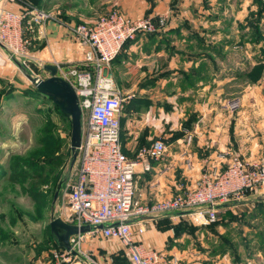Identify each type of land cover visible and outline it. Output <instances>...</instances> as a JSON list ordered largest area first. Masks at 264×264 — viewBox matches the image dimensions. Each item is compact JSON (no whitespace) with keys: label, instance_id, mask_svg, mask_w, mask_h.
Here are the masks:
<instances>
[{"label":"rangeland","instance_id":"1","mask_svg":"<svg viewBox=\"0 0 264 264\" xmlns=\"http://www.w3.org/2000/svg\"><path fill=\"white\" fill-rule=\"evenodd\" d=\"M103 1L10 0L7 5L10 8L14 3L21 8L29 5L45 7L51 16L44 26L51 22L67 28L79 47L74 27L107 12V4ZM73 3L78 10H72ZM83 7H87L85 12ZM110 8L123 11L117 3ZM202 11L204 17L198 16L195 22L186 20L184 23V28L191 34L187 33L183 39L177 36L175 40L166 41L183 47V53H177L176 57L178 61L179 55L183 56V62H177L179 68L175 64L173 67L163 65L166 56L160 58V62L151 60L144 64L146 70L142 76L162 77L177 71L183 77L207 78L203 80L208 82L207 88L196 100L201 108L197 107L198 110H193L191 115L185 114L183 108L180 118L183 124L199 123L205 118L207 122L218 119L230 127L231 134V127L234 129L236 122L246 117L251 120L255 135L261 137L264 129V0H215L210 10ZM84 13L93 19L85 18ZM191 13L192 19L198 14L197 10ZM142 17H151L156 23L163 18L165 23L155 31L139 34L157 33L167 27L165 14L151 16L146 12ZM46 40L32 48L26 63L12 57L0 46V264H56L57 260L59 264H131L128 250L119 239L103 237L99 233L82 239L83 254L80 256H73L68 261L55 257L57 251L63 252L64 249L55 244L50 224L53 217H61L64 221L69 217L66 180L71 173L72 123L50 97L35 92L36 86L27 76L29 73L34 77L48 78V70L43 65L58 60L51 56L50 48V52H43L49 46ZM206 45L215 47L209 49ZM184 60L194 62L188 66ZM72 64L83 66V62ZM131 75L126 71L124 77L127 78L120 77V86L128 97L124 103L125 117H129L132 95L145 85L141 79L128 80ZM242 113L245 116L241 117ZM205 114L207 117L204 118ZM244 125L240 124V129L247 127ZM125 137L122 126V139ZM236 155L244 158L242 154L229 153L227 166ZM29 162L46 166L44 183L38 184L40 180L32 178L31 173L37 168H29ZM61 179L65 182L52 208ZM241 201L247 206L235 207L230 212L220 210L218 220L210 225H200L193 215L183 217V252L186 251L183 264H195L196 251H202L208 257L228 254L220 264H248V260L253 264H264V201L258 202L252 194ZM220 220H227L232 226L235 221L234 228L227 231L237 240L238 247L230 242L226 233L214 238L210 230ZM202 228L209 230L202 234ZM246 239L249 245H245Z\"/></svg>","mask_w":264,"mask_h":264},{"label":"built area","instance_id":"2","mask_svg":"<svg viewBox=\"0 0 264 264\" xmlns=\"http://www.w3.org/2000/svg\"><path fill=\"white\" fill-rule=\"evenodd\" d=\"M9 1L0 0V42L12 57L26 63L33 33L44 26L51 14L45 7L33 5L12 9L7 5ZM164 23L163 18L156 23L151 17H132L111 8L74 27L84 52L83 66L54 63L58 66L57 75L73 86L83 116L81 144L66 180V222L93 227L70 236L77 254L64 249L55 253L57 259L68 261L80 256L82 239L99 233L119 239L128 250L131 264H173L162 251L147 247L136 238L145 232L146 219L141 217L178 216V212L188 211L186 215L195 216L200 225H210L218 220L221 205L241 201L251 194L264 195V158L247 163L236 155L225 169L203 171L195 185L170 198L143 203L136 197L139 168L146 170L151 160L164 158L168 147L159 138L140 147L134 158L126 154L122 117L128 97L117 85L110 66L139 33L155 31ZM99 225L104 227L99 229Z\"/></svg>","mask_w":264,"mask_h":264},{"label":"crops","instance_id":"3","mask_svg":"<svg viewBox=\"0 0 264 264\" xmlns=\"http://www.w3.org/2000/svg\"><path fill=\"white\" fill-rule=\"evenodd\" d=\"M214 1L104 0L102 2L105 5L107 4L108 10L113 3H117L122 7L124 13L132 17H142L146 12L151 16L165 14L168 17V24L164 30L157 33L139 34L135 39L129 41L117 55L115 70L113 69V61L110 66L114 79L120 88V77L121 79L127 78L124 77L126 71L132 74L130 77L128 76V80L141 79V82L146 85L141 88V91L134 92L132 95L131 101H133V104L129 111V117H125V114L122 117L123 132L126 136L123 138V147L126 154L134 158L140 147L149 145L159 138L163 139L168 147L164 158L151 160L148 169L142 170V168H139L136 174V197L143 203L170 198L186 187L195 185L205 170L225 169L229 153L242 154L247 163L261 159L262 154H264V129L261 137L255 135L253 128H251L252 122L246 117L240 118L236 122L237 127L235 126L234 129L233 126L231 127V132L233 131L231 134L228 130L230 127L227 128L218 119L207 122L205 118L207 114L204 116L205 119L199 123L183 124V120H180L183 116V108L186 110L185 114L188 115H191L193 110L196 111L201 108L196 104V100L204 94L203 90L207 88L208 82L203 80L207 78L183 77V74L177 71L162 77L142 76L143 71L146 70L144 64L151 60L160 62V58L167 56L166 61L162 62L163 65L168 64L169 67H173L174 64L177 66V62L179 64L183 62V56L180 57L181 55L178 57L179 60L176 61L177 53H181V51L183 53V47H179V44L173 46L172 43L169 44L166 41L175 40L177 36L183 39L184 35L191 32H187L184 28L185 21L189 20L188 22L193 23L198 16L200 18L204 17L202 10H210ZM12 6L13 9L21 8V5L15 3ZM71 8L76 11V3H73ZM83 8L85 12L87 7ZM196 10L198 14L192 19L189 14L194 13ZM83 16L91 18L90 20L93 19L85 13ZM203 30L201 29L202 32ZM45 38H47L46 41L49 42V46L43 52H47L46 50L50 52L51 49L53 52L50 53L51 56L58 59L55 63L71 65L73 62H83L84 52L76 45L72 34L67 28L51 22L36 28L33 33L32 48H37V46L43 44ZM161 41L162 43H160ZM206 46L209 49L215 47L214 45ZM44 54L47 57L50 56L47 53ZM47 57L45 58L47 59ZM184 61L187 65L194 62L193 60ZM3 62L6 64L4 59ZM195 63L199 64L198 62ZM181 69L183 70V68ZM48 73L50 76L49 71ZM189 106L193 107L190 108ZM243 116L245 114L242 113L241 117ZM240 124H245L247 127L240 129ZM242 133L245 136H241ZM254 196L258 201L260 195L254 194ZM242 206L247 205L243 201L226 203L219 207V212L220 210L230 212L235 210V207ZM184 216L165 215L146 219L144 222L145 232L137 235L136 238L145 246L162 251L173 264H183V256L186 254V251L183 252V240L185 239L183 238ZM227 222V220H220L217 226L214 229L211 228L210 231L215 235L214 238L226 233L230 238V242L238 247L237 240L227 231L229 228H234L236 223L233 220L234 224L232 226ZM221 228H224V231H221ZM206 229L209 230V228H202L200 232L204 234ZM217 240L219 241V239H215L216 242ZM245 245H249L247 239ZM227 255L211 254L208 257L204 252L196 251L195 264H220ZM247 262L253 264L252 260Z\"/></svg>","mask_w":264,"mask_h":264},{"label":"water","instance_id":"4","mask_svg":"<svg viewBox=\"0 0 264 264\" xmlns=\"http://www.w3.org/2000/svg\"><path fill=\"white\" fill-rule=\"evenodd\" d=\"M0 46L3 47L0 42ZM19 66H22L16 61ZM45 69L50 72L48 78L34 77L32 74H27L28 78L35 84L38 92L50 97L53 102L59 107V109L68 117L71 118L72 131H71V161L70 167L74 165L78 155V147L82 140V111L79 106L77 94L73 86L64 78L57 75L58 66L56 64H46ZM65 179H61L57 185L54 193L53 206L57 200ZM259 201H264V195L258 197ZM188 211L178 212L177 215H186ZM140 219H149L148 217H141ZM138 220V219H135ZM130 222V221H128ZM51 230L56 237L59 246L63 249L72 250L73 254H77V251L72 249L70 243V236L78 233H85L93 229L92 226H82L70 224L64 221L61 217H53L51 220ZM104 225H99L98 228H103ZM89 264H97L91 262Z\"/></svg>","mask_w":264,"mask_h":264},{"label":"trees","instance_id":"5","mask_svg":"<svg viewBox=\"0 0 264 264\" xmlns=\"http://www.w3.org/2000/svg\"><path fill=\"white\" fill-rule=\"evenodd\" d=\"M39 7H43V6H39ZM35 92L36 93H39L40 94V92H38V90H37V88L35 89ZM58 107V106H57ZM59 108V107H58ZM61 111V110H60ZM62 112V111H61ZM63 113V112H62ZM64 114V113H63ZM65 115V114H64ZM32 163H35V164H32ZM27 166L29 167V168H37V169H35L32 173H31V176H32V178L33 179H36V180H40L39 181V183L38 184H42V183H44V181L46 180V173H45V167L46 166H44L43 164H40V162H29V164H27ZM34 193V192H33ZM258 202H261V201H259L258 200ZM219 222V221H218ZM50 227H51V225H50ZM51 235H52V238H53V240H54V242H55V244L57 245V247H60L59 246V244H58V242H57V240H56V237L54 236V234H53V232H52V230H51ZM61 248V247H60Z\"/></svg>","mask_w":264,"mask_h":264}]
</instances>
